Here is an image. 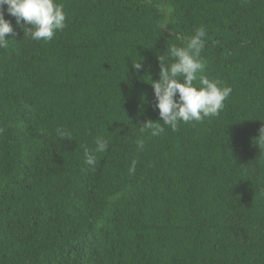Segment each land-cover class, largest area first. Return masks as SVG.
Listing matches in <instances>:
<instances>
[{
	"label": "trees",
	"instance_id": "1",
	"mask_svg": "<svg viewBox=\"0 0 264 264\" xmlns=\"http://www.w3.org/2000/svg\"><path fill=\"white\" fill-rule=\"evenodd\" d=\"M54 2L67 19L51 41L23 38L5 5L0 264H264V0ZM200 27L203 74L232 88L223 111L141 134L162 123L158 55Z\"/></svg>",
	"mask_w": 264,
	"mask_h": 264
},
{
	"label": "clouds",
	"instance_id": "2",
	"mask_svg": "<svg viewBox=\"0 0 264 264\" xmlns=\"http://www.w3.org/2000/svg\"><path fill=\"white\" fill-rule=\"evenodd\" d=\"M5 5L7 13L21 27L23 38L51 41L57 31H63L66 27L64 5L54 0H0V47L8 46L6 34L13 38L17 35L11 21L5 19ZM205 36V28L200 27L184 46L170 44L164 54L158 55L160 78L151 84L157 101L153 107L159 109L162 123L147 119L141 123V134L150 133L151 137H158L165 132V127L176 132L181 122L203 123L205 118L217 117L223 111L224 101L230 96L232 88L223 86L219 79H209L203 74L207 63L201 57ZM133 68L140 70L142 63H134ZM57 134L61 139L72 140V133L65 129L58 128ZM254 140L259 149L264 151V126L259 129V135ZM136 144L138 151H142L145 141L138 138ZM95 145L94 150L83 146L84 162L93 171L98 162L95 153L105 152L108 141L97 137ZM137 163L138 159L132 160L129 174H135Z\"/></svg>",
	"mask_w": 264,
	"mask_h": 264
}]
</instances>
